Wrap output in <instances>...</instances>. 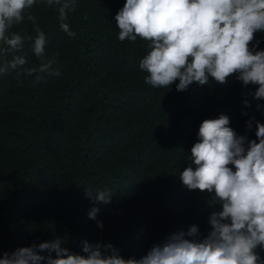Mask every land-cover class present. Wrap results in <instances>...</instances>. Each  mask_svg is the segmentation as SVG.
Returning a JSON list of instances; mask_svg holds the SVG:
<instances>
[{"label": "trees", "instance_id": "1", "mask_svg": "<svg viewBox=\"0 0 264 264\" xmlns=\"http://www.w3.org/2000/svg\"><path fill=\"white\" fill-rule=\"evenodd\" d=\"M125 2L75 0L63 21L72 38L60 28L59 5L44 0L10 29L32 40L7 56H24L23 68L0 73V254L59 237L75 254L85 255L87 241L139 259L192 225L205 237L210 215L222 210L179 174L191 163L205 119L227 115L237 135L256 139V123H264V100L253 95L258 86H244L235 75L184 91H177L178 80L163 88L145 83L139 61L148 42L118 40L115 15ZM29 12L45 34L46 54L58 53L59 75L23 74L40 64ZM254 35V51L264 50V32ZM87 189L109 192L110 203H94ZM93 207L96 219L88 215ZM257 252L264 259V249Z\"/></svg>", "mask_w": 264, "mask_h": 264}, {"label": "clouds", "instance_id": "2", "mask_svg": "<svg viewBox=\"0 0 264 264\" xmlns=\"http://www.w3.org/2000/svg\"><path fill=\"white\" fill-rule=\"evenodd\" d=\"M37 2L0 0V73L26 64L22 55H14L11 61L7 56L21 51L32 37L10 29L23 23L26 10ZM44 3L59 5L60 28L75 37L63 23L68 12L75 11V0ZM26 18L35 26L32 48L40 64L24 68L23 74L59 75L54 69L58 53L46 54L45 34L35 25L36 17L29 12ZM115 21L119 41L135 42L139 37L148 42L139 68L147 73L145 83L153 88L168 87L178 80L177 91H184L193 83L207 85L210 79L226 84L235 75L244 86H258L254 98L264 100V50L254 51L252 45L254 34L264 32V0H126ZM243 103L247 106L249 102ZM229 125L224 114L203 120L198 142L191 147V163L179 174L189 190L210 194L212 203L222 208L210 215L205 237L198 238L199 229L192 225L187 233L178 232L154 244L139 259L123 258L111 244L87 241L82 248L85 255L75 254L56 237L0 254V264H264L257 252L258 247L264 249V123H256V139L251 141ZM251 126L249 121L247 127ZM86 194L94 203H110L107 191L87 189ZM98 212L93 207L89 218L96 219ZM187 225V221L180 224ZM98 226L102 228V222Z\"/></svg>", "mask_w": 264, "mask_h": 264}]
</instances>
